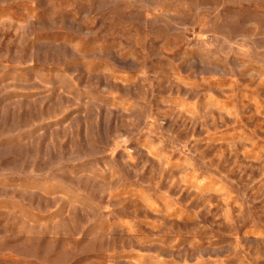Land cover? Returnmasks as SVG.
<instances>
[{
	"label": "rangeland",
	"instance_id": "374dc122",
	"mask_svg": "<svg viewBox=\"0 0 264 264\" xmlns=\"http://www.w3.org/2000/svg\"><path fill=\"white\" fill-rule=\"evenodd\" d=\"M0 264H264V0H0Z\"/></svg>",
	"mask_w": 264,
	"mask_h": 264
}]
</instances>
